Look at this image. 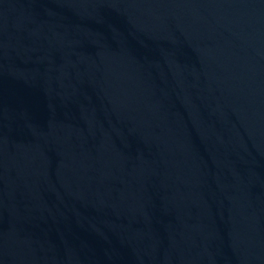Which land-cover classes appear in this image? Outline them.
Here are the masks:
<instances>
[{
	"label": "water",
	"instance_id": "water-1",
	"mask_svg": "<svg viewBox=\"0 0 264 264\" xmlns=\"http://www.w3.org/2000/svg\"><path fill=\"white\" fill-rule=\"evenodd\" d=\"M0 264H264V0H0Z\"/></svg>",
	"mask_w": 264,
	"mask_h": 264
}]
</instances>
